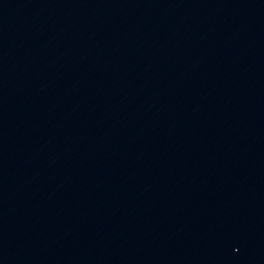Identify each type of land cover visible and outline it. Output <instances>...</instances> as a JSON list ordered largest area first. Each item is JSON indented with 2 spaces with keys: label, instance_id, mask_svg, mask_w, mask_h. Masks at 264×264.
<instances>
[{
  "label": "water",
  "instance_id": "water-1",
  "mask_svg": "<svg viewBox=\"0 0 264 264\" xmlns=\"http://www.w3.org/2000/svg\"><path fill=\"white\" fill-rule=\"evenodd\" d=\"M108 264H264V0H121Z\"/></svg>",
  "mask_w": 264,
  "mask_h": 264
}]
</instances>
